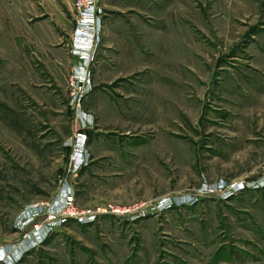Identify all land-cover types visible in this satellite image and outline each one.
Returning <instances> with one entry per match:
<instances>
[{
	"label": "rangeland",
	"instance_id": "rangeland-1",
	"mask_svg": "<svg viewBox=\"0 0 264 264\" xmlns=\"http://www.w3.org/2000/svg\"><path fill=\"white\" fill-rule=\"evenodd\" d=\"M5 1L0 264H264V0H98L79 44ZM62 186L94 219L36 234Z\"/></svg>",
	"mask_w": 264,
	"mask_h": 264
},
{
	"label": "built area",
	"instance_id": "built-area-1",
	"mask_svg": "<svg viewBox=\"0 0 264 264\" xmlns=\"http://www.w3.org/2000/svg\"><path fill=\"white\" fill-rule=\"evenodd\" d=\"M98 0H74V9L76 12V27L74 31V40L78 44L89 37L96 36L102 27L101 16L102 10L98 6ZM81 156V158H80ZM82 155L76 154L72 156L71 163L73 168L76 165L82 164ZM234 185H230L232 188ZM236 188V184L234 189ZM74 206V193L71 188L64 187L59 190L56 199L51 203H36L28 208V213L32 217L39 216L43 214L45 220L43 224L35 225L34 232L37 234L43 230L50 231L58 223H63L67 218H76L79 223H87L94 219V214L91 210H86L83 212H78L75 210ZM112 213H120L119 208H114L113 206L107 207ZM99 210V209H97ZM88 217H92L87 219ZM87 219V220H86Z\"/></svg>",
	"mask_w": 264,
	"mask_h": 264
},
{
	"label": "crops",
	"instance_id": "crops-1",
	"mask_svg": "<svg viewBox=\"0 0 264 264\" xmlns=\"http://www.w3.org/2000/svg\"><path fill=\"white\" fill-rule=\"evenodd\" d=\"M22 3H23L22 0H9V1L4 2L3 5L7 7L4 10V14L7 17V19L9 20V22L18 23V22H21L23 20L24 15H22V12H21L22 10L17 9V6L21 7ZM47 3L49 5H51V7L54 8V12H55L56 16L59 17L60 16V4L67 6L68 0H61V2L56 1V0H47ZM26 5L27 4H25V7H26ZM40 39H42V37Z\"/></svg>",
	"mask_w": 264,
	"mask_h": 264
},
{
	"label": "water",
	"instance_id": "water-1",
	"mask_svg": "<svg viewBox=\"0 0 264 264\" xmlns=\"http://www.w3.org/2000/svg\"><path fill=\"white\" fill-rule=\"evenodd\" d=\"M72 167H73V164L70 162V169H72Z\"/></svg>",
	"mask_w": 264,
	"mask_h": 264
}]
</instances>
